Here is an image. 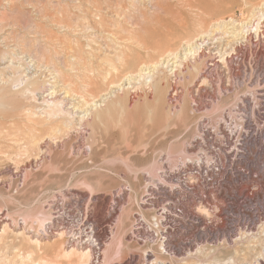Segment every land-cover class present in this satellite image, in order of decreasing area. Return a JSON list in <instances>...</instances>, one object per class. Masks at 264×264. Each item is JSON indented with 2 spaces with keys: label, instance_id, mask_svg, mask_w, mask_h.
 <instances>
[{
  "label": "rangeland",
  "instance_id": "1",
  "mask_svg": "<svg viewBox=\"0 0 264 264\" xmlns=\"http://www.w3.org/2000/svg\"><path fill=\"white\" fill-rule=\"evenodd\" d=\"M261 2L0 0V216L11 219L0 264L29 263L18 256L31 248L23 228L42 242L33 259L74 261L62 256L71 248L66 237L46 224L55 194L85 210L102 250L108 246L105 264H127L129 253L150 249L130 235L133 224L156 227L166 211L177 213L178 227L187 214L200 220L172 229V259L154 252L168 264L244 245L235 239L264 222ZM230 18L248 22L236 40L213 28ZM206 31L200 54L173 58ZM55 105L67 125L47 115ZM152 183L165 188L146 194ZM186 188L203 194L202 205ZM199 245L209 250L198 254Z\"/></svg>",
  "mask_w": 264,
  "mask_h": 264
},
{
  "label": "bare ground",
  "instance_id": "2",
  "mask_svg": "<svg viewBox=\"0 0 264 264\" xmlns=\"http://www.w3.org/2000/svg\"><path fill=\"white\" fill-rule=\"evenodd\" d=\"M264 18V0H262L261 2V6L259 7V14L257 15L256 19V25H255V28L258 27V23L261 19ZM230 21H224L222 20L221 22L217 23V24H214L212 27L215 28V29H219V28H222V29H225L226 33L228 34V36L230 37H233L235 40L238 39L239 37H241L247 30V27H248V22L246 21H242V22H238V23H235L236 20L230 18ZM255 24V23H254ZM253 24V25H254ZM250 26V27H253ZM212 32V31H211ZM200 34V37L195 39L194 41L192 42H189L190 40L187 41V45L186 47L183 49V53H173L171 52V55H173V58L177 59V60H180V61H185L186 59H189V58H194L197 54H200V52L202 51V48L204 46V42H205V39L202 37V36H207L210 34V31H206V32H201L199 33ZM226 34V35H227ZM203 39H202V38ZM202 39V40H201ZM170 61V60H169ZM177 62V61H175ZM164 64V61L163 63ZM181 64H178V65H175V69L173 71H175L177 69V67L179 68ZM172 69H170L171 71ZM173 91V90H172ZM32 92V91H31ZM33 93V92H32ZM170 94V93H169ZM55 107V108H54ZM53 108L51 109H47V115L49 117H52V118H55V117H59L60 120L59 122H61L63 125H67L68 122H67V117L66 116H63V110L58 108L56 105L54 106ZM255 143V142H253ZM258 153V152H257ZM264 158V157H263ZM263 163V161H262ZM166 169V168H165ZM167 170V169H166ZM179 173V172H178ZM163 175H166V172L163 173ZM169 176V175H168ZM149 178V176H148ZM151 179V178H150ZM155 179V178H154ZM162 181V179H161ZM177 181V180H176ZM183 181V180H182ZM152 181H150L151 183ZM149 183V182H148ZM176 183V182H175ZM153 184V183H152ZM163 184V183H162ZM167 184V183H166ZM173 184V183H172ZM147 186V184H144ZM154 186L152 185H148V187L146 189H149L151 191H153L155 193V191H159V189H162L164 190L165 186H162L161 184L159 183H154L153 184ZM161 185V186H160ZM145 186V187H146ZM173 186V185H172ZM244 187H247V184L244 186ZM148 190V191H149ZM169 190V189H168ZM145 188H144V192H145ZM195 191V190H194ZM192 189L190 188H186L185 190V193L187 194H191L193 196V200L195 201H199V203L202 205V203L204 202V198H203V194L200 193V195H198L196 192H194ZM143 192V193H144ZM147 192V191H146ZM145 192V193H146ZM176 190L173 188V189H170L169 190V193L170 194H175ZM144 193V194H145ZM157 193V192H156ZM155 193V194H156ZM117 194V193H116ZM142 194V195H144ZM147 194V193H146ZM153 194V193H152ZM166 194V193H165ZM62 195V194H61ZM151 195V193L149 194ZM148 195V196H149ZM160 195V194H159ZM180 196V195H179ZM141 197V196H140ZM139 197V198H140ZM153 197V196H152ZM155 197V196H154ZM153 197V198H154ZM195 197V198H194ZM66 198V197H65ZM69 198V196H68ZM152 198V199H153ZM156 198H157V195H156ZM159 198V197H158ZM192 198V197H191ZM145 199V198H144ZM68 200V199H67ZM139 200V199H138ZM165 200V199H164ZM50 201V200H49ZM140 201V200H139ZM153 201V200H151ZM158 201V200H157ZM191 201V200H190ZM197 201V202H198ZM53 202V201H52ZM49 206V213L47 214L50 218V221L46 222V224H49L48 228H49V233L52 235V236H59L58 238L61 237H66L64 242H65V245L67 247H71L69 250H64L63 251V254L62 256L65 257V258H72L74 257V261L71 263V264H91V251L88 250L86 247H82L81 244H82V239L78 238L74 241H72L71 243V240L67 237L68 234H71L73 232V228H74V219L70 216V210H67L65 209L62 205H59L58 203H52ZM143 202V201H142ZM145 202V201H144ZM148 202V201H147ZM146 202V203H147ZM155 203V201H153ZM194 202V201H193ZM260 203V202H259ZM143 204V203H142ZM150 204V203H149ZM158 204V203H157ZM46 205V204H45ZM156 205V204H155ZM154 205V207H155ZM262 205V204H261ZM141 206V205H140ZM145 206V205H144ZM147 206V205H146ZM264 206V205H263ZM149 207V206H148ZM153 207V209H154ZM157 207V206H156ZM155 207V209H156ZM200 207V206H199ZM147 208V207H146ZM168 208V207H167ZM181 208V207H180ZM201 208V207H200ZM203 208V211H207L208 209ZM262 209V207H260ZM43 209V208H42ZM143 209V208H142ZM149 209V208H148ZM163 209V208H162ZM6 210V209H5ZM152 210V208H151ZM48 211V210H47ZM139 211V210H138ZM178 211V210H177ZM167 212V211H166ZM165 212V213H166ZM189 212V211H188ZM191 212V211H190ZM38 213V212H37ZM206 213V212H205ZM4 214V213H3ZM39 214V213H38ZM56 214H58V216H56ZM139 214V213H138ZM146 214V213H145ZM155 214V213H154ZM157 214V213H156ZM8 215V214H7ZM11 215V214H10ZM47 215H44V216H47ZM85 215V214H84ZM184 215V213H183ZM188 216V217H187ZM259 216V215H258ZM67 217V219H65ZM86 217V216H85ZM157 217V216H156ZM185 217H187L186 220H181V223L179 224L180 227H178V223L175 224V228H180V230H187L188 228H191L192 226H194V223H196L195 221H200L196 218H194L195 216H192V219L189 218V215H185ZM20 218V217H19ZM33 218V217H32ZM153 218V217H152ZM155 218V216H154ZM198 218V217H197ZM233 218V217H232ZM27 219V218H26ZM41 222H44L43 221V218H41ZM138 219V218H137ZM156 219V218H155ZM154 219V220H155ZM158 219V218H157ZM179 219V217H178ZM9 220H11L9 217H6V212L4 215L0 216V222L1 223H4L3 225V228H2V231H0V239L2 238V233H6L7 230H8V222ZM25 220V219H24ZM230 220V219H229ZM260 220V219H259ZM13 221V220H12ZM15 221V220H14ZM22 221H23V218H22ZM32 221V220H31ZM47 221V220H46ZM87 223L90 224V220L89 219H86ZM194 221V222H193ZM231 221V220H230ZM16 222V221H15ZM18 222V221H17ZM16 222V223H17ZM27 223V221H25ZM135 222V221H134ZM180 222V221H179ZM260 222V221H259ZM20 223H23L24 224V221L23 222H20ZM38 223V222H37ZM155 223V222H153ZM245 223V222H244ZM258 223V222H257ZM11 224V223H10ZM15 224V223H14ZM42 224V223H41ZM25 225V224H24ZM134 225V224H133ZM245 225V224H244ZM249 224H247L248 226ZM256 225V224H255ZM14 227V225H12ZM17 226V225H15ZM20 225H18L17 227H19ZM33 226V225H32ZM45 226V225H44ZM149 226V225H148ZM246 226V225H245ZM28 227H31L30 225H28ZM15 228V227H14ZM46 228V226H45ZM43 228V229H45ZM250 228V227H249ZM24 230L26 231H21L19 236L20 237H23L25 238L31 245V248H27L25 249L24 251H22L21 253H19V257H20V260L22 262L24 261H29V263H24V264H58V262H55L53 260H49V259H46V258H42L40 257L39 260H35L33 259V256L35 254V251H40L41 250V245H42V242L41 240H39L38 238H30L28 236L25 235V232H30L31 229H25L23 228ZM22 229V230H23ZM42 229V228H41ZM252 229L254 228H251V231L249 230L248 232L246 231H243L240 235V237L237 239H235L236 241L240 240L241 241V245L243 246L239 249H234L229 255L227 256H224V257H220L219 255H217V246L213 247V248H209L207 250L206 247H202L201 245L198 246V249L197 250V253L198 254H201L203 252H205L206 250L208 251V254L209 255V259H206L204 258V260H198L196 261L195 263L193 264H263L264 263V222H262L257 230L255 231H252ZM39 230V229H38ZM243 230V229H242ZM44 232V231H43ZM47 232V230H45V233ZM188 232V231H187ZM41 233V232H40ZM118 233V232H117ZM198 234V233H197ZM37 235V234H36ZM41 235V234H40ZM43 237H46L48 236L49 234H42ZM207 235V234H206ZM244 235V236H242ZM239 236V235H238ZM117 237V236H116ZM174 237V236H173ZM208 237V236H207ZM109 238V237H108ZM211 238V237H210ZM244 238V241L245 243L242 242ZM60 239V240H61ZM116 239V238H115ZM123 239V238H122ZM176 239V238H175ZM119 240V239H117ZM207 240V239H206ZM218 239H216L217 241ZM227 240V239H226ZM112 241V240H111ZM122 241V240H121ZM239 242V241H238ZM237 242V243H238ZM119 243V242H118ZM136 243V242H135ZM138 243V242H137ZM172 243V242H171ZM201 243V242H200ZM227 243V242H226ZM236 243V244H237ZM64 244V243H63ZM139 244V243H138ZM207 244V243H206ZM179 245V244H178ZM106 246V245H105ZM169 246V245H168ZM108 247V246H106ZM104 248L103 250L101 249L102 252H106V250L108 248ZM117 247V246H116ZM157 249L159 251V254H167L168 256L171 257V259L173 258V256L171 255V253L169 252L171 249H168L167 246H166V242L165 240L163 239H159V244H157ZM76 248H79V249H82L81 251H79V249L77 250ZM144 248V247H143ZM119 249V248H118ZM120 250V249H119ZM132 250V249H131ZM164 250V252H163ZM114 251V250H113ZM135 251V250H134ZM145 252V250L143 251ZM219 252V251H218ZM108 252L105 253V256L103 258V255L101 254V257H102V260L103 262L105 261L104 259L107 257V254ZM116 253V252H115ZM172 253H173V250H172ZM187 253V252H185ZM196 253V252H194ZM191 256L193 255V253L190 251L187 253L186 256ZM196 255V254H195ZM127 259H126V263L127 264H137L139 260H137V258H139V255L138 257L136 256V253H129V255H127ZM183 256V255H182ZM205 256V255H204ZM141 257V256H140ZM182 258V257H181ZM188 258V257H187ZM201 259H203L202 257H200ZM208 258V257H207ZM107 259V258H106ZM149 261V264H168L166 263L165 261H163V259L160 257H158L157 255H155L154 258H150L147 256V258L144 256L143 259H142V262L144 261ZM177 259V258H176ZM191 259V258H190ZM141 260V259H140ZM184 260V261H183ZM193 260V259H192ZM147 261V262H148ZM167 261V260H166ZM107 262V260L105 261ZM182 263L184 264H189L186 260H185V257L182 258ZM140 263V261H139ZM138 263V264H139ZM107 264V263H106ZM113 264V263H112Z\"/></svg>",
  "mask_w": 264,
  "mask_h": 264
},
{
  "label": "built area",
  "instance_id": "3",
  "mask_svg": "<svg viewBox=\"0 0 264 264\" xmlns=\"http://www.w3.org/2000/svg\"><path fill=\"white\" fill-rule=\"evenodd\" d=\"M149 189H146V191ZM149 192H153L149 190ZM146 194L144 195V197ZM64 196L60 194H55L53 198L48 202L47 207L49 204L52 203H58L59 205H62L65 209L70 210V216L74 219V228L73 232L71 234H68L67 237L72 241L80 238L82 239L81 246L84 248L86 247L88 250L91 251V264H105L102 260L101 254H102V244L97 240L96 231L94 228V225L92 224V221L90 220V224L87 223L86 217H84L83 214H85V210L82 209L81 205H79L78 201L71 197L74 201H67ZM160 217L155 220L156 227H153L149 225L147 227V223L143 220H136V222L133 225L132 231L130 235L135 238L140 244H145L146 246L150 247V249H146L144 254L136 253L137 255L141 256V259L145 256L147 258H154L155 257V251L152 250L151 247H156L155 242L158 239H163L166 242V246L168 249L170 247L168 246V242L171 241L169 234L172 232V229L175 228L176 221L178 220V215L175 213V215H168L167 213L163 212L161 213ZM86 215V214H85ZM58 216V214H56ZM87 216V215H86ZM88 217V216H87ZM67 219V217L65 218ZM93 227H92V226ZM173 226V227H171ZM160 230V232H159ZM159 252V251H158ZM164 252V250H163ZM171 252V251H169ZM165 253V252H164ZM162 254V253H161ZM148 261V259H147ZM143 261L139 264H149V261ZM114 264H120V263H114Z\"/></svg>",
  "mask_w": 264,
  "mask_h": 264
}]
</instances>
